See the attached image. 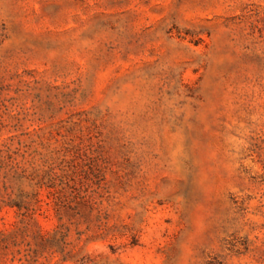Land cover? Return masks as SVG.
<instances>
[{
	"label": "rangeland",
	"instance_id": "1",
	"mask_svg": "<svg viewBox=\"0 0 264 264\" xmlns=\"http://www.w3.org/2000/svg\"><path fill=\"white\" fill-rule=\"evenodd\" d=\"M0 264H264V0H0Z\"/></svg>",
	"mask_w": 264,
	"mask_h": 264
},
{
	"label": "trees",
	"instance_id": "2",
	"mask_svg": "<svg viewBox=\"0 0 264 264\" xmlns=\"http://www.w3.org/2000/svg\"><path fill=\"white\" fill-rule=\"evenodd\" d=\"M6 205L7 206H10V207H17L20 209V206L16 205L15 203H13V200L12 201H9V202H6Z\"/></svg>",
	"mask_w": 264,
	"mask_h": 264
}]
</instances>
